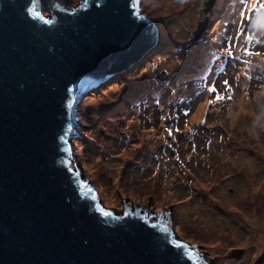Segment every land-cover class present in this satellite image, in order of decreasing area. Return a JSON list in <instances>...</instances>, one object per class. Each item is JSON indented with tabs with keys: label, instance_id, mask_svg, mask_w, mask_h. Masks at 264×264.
<instances>
[{
	"label": "water",
	"instance_id": "water-1",
	"mask_svg": "<svg viewBox=\"0 0 264 264\" xmlns=\"http://www.w3.org/2000/svg\"><path fill=\"white\" fill-rule=\"evenodd\" d=\"M53 1L43 19L29 0H0V264H199L173 243L194 245L167 209L139 198L100 202L116 214L124 205L138 207L136 215L152 221L158 211L170 214L174 240L170 226L165 231L133 214L106 217L80 183L81 170L80 177L65 162L69 125L76 122L70 98L93 84L78 95L80 114L88 95L158 41L143 0L141 12L139 0ZM201 32L199 25L196 39ZM77 122L70 141L80 169ZM193 251L212 264L196 245ZM237 264H264V235Z\"/></svg>",
	"mask_w": 264,
	"mask_h": 264
},
{
	"label": "rangeland",
	"instance_id": "rangeland-1",
	"mask_svg": "<svg viewBox=\"0 0 264 264\" xmlns=\"http://www.w3.org/2000/svg\"><path fill=\"white\" fill-rule=\"evenodd\" d=\"M189 3L195 5H192L191 23L188 20L193 7ZM143 5L146 15L159 29L158 50L181 49L184 54L164 58L156 57L153 52L150 57L143 54L142 60L123 72L125 75L122 73L119 79L111 80L84 99L80 114L85 113L87 119H82L75 141L78 165L83 177L96 187L101 203L139 198L161 206L212 264H237L255 242H250L256 234L254 229L258 230L255 223L241 222L244 213L252 217L260 209L259 215L264 212V160L253 165L258 158H264L260 156L264 154V147H259L261 151L256 148L264 140V122L259 121L264 120V84L261 89H252L250 95L240 93L234 103L226 96L225 101L220 99L215 106L212 95L210 99L206 91H198L196 98L203 93V99L195 109H186L191 112L180 119L185 118L183 130L187 133L183 135L178 132L168 135L159 130L170 110L163 104L159 107L158 103L168 95L174 109L176 101L194 100L190 93L197 88L193 78L202 73V66L206 70L201 78L213 72L207 60L202 65L198 63L194 49L203 47L204 55L212 54L211 43L219 45L224 38L227 21L235 17L241 0H215L212 10L208 11L206 34L199 40H194L193 30L198 29L199 21L203 23L200 8L204 0H143ZM215 35L217 40L213 38ZM257 39L260 43L254 44L252 51L259 53L264 46V29L257 33ZM242 52V47L235 51L237 59L233 61L231 57L227 65L229 73L239 69L237 64H243V69L233 74L230 89H224L226 95L234 92L233 87L245 91L250 85L248 66L253 70L255 64H262L264 54L245 56ZM148 58H154L150 68L144 66ZM136 67H139L137 72ZM185 71L186 75L181 76ZM162 73L165 75L161 76ZM152 97L160 98L149 99ZM209 100L214 102L209 104ZM144 103H148L146 107ZM220 111L225 113L221 117ZM237 121L249 122L248 126L241 125L240 129L246 131L243 135H237L240 131ZM143 131L148 134L144 135ZM158 135L164 139L157 143L153 142L155 138L148 137ZM181 139L186 141L181 143ZM220 140L222 143L217 145ZM175 154L178 155L174 160ZM191 158H196L194 164ZM199 161L210 166L197 170ZM178 164H185L189 169L182 171ZM234 164L238 168L233 169ZM253 179L259 180L253 186L256 193H243L246 183ZM259 219L264 223V215Z\"/></svg>",
	"mask_w": 264,
	"mask_h": 264
},
{
	"label": "snow or ice",
	"instance_id": "snow-or-ice-1",
	"mask_svg": "<svg viewBox=\"0 0 264 264\" xmlns=\"http://www.w3.org/2000/svg\"><path fill=\"white\" fill-rule=\"evenodd\" d=\"M137 0H133L134 5H136ZM255 11L257 13L256 18H255V22L262 28H264V15H261V12L264 11V0H241V9H240V23L239 26L237 28V32H236V36H237V42L239 41V37L244 35V21L245 18H247V20L249 21V31L247 33L246 36V43H247V47L243 48L242 50L244 51L245 55H260V53L258 52H253L252 51V47L254 46V44H258L260 43V41L253 35V32L251 30V24L253 22V17L251 15L252 11ZM34 16L40 17V13H36L33 12ZM140 19H144V17H140ZM46 23H51L50 20L45 21ZM232 47L233 45L231 43H228V46L225 48V55L232 57L233 59H237V57L234 56L233 52H232ZM223 84L225 86L226 91L230 89V86L228 85V81L225 80L223 81ZM206 90L209 93H214L215 94V100H220L223 97L220 96L219 91L216 88L215 82L213 81V83L211 85H205ZM227 98H231L230 96H228ZM214 101L209 100L207 101V103L211 104ZM69 106H71V101L68 102ZM69 129H71V125H69ZM60 139H64V136H61ZM67 151H71V148L69 147L68 149H66ZM77 175H79V173L77 172ZM82 185H84L85 187H87L86 183L84 181L80 182ZM89 191H92V189H89ZM99 207V206H97ZM103 215L104 216H111L112 213L109 211H103ZM167 229H165L166 231ZM173 243L176 245L177 248H184L187 249V256L189 259L192 260H200V256L198 253L194 252L188 245L182 244L180 241L178 240H174Z\"/></svg>",
	"mask_w": 264,
	"mask_h": 264
},
{
	"label": "bare ground",
	"instance_id": "bare-ground-1",
	"mask_svg": "<svg viewBox=\"0 0 264 264\" xmlns=\"http://www.w3.org/2000/svg\"><path fill=\"white\" fill-rule=\"evenodd\" d=\"M189 5H192V4H189ZM192 12V11H191ZM194 18V14L193 13H190V15H189V23H191V21H192V19ZM217 52V48L214 50V53H216ZM175 53V51H172V54H174ZM141 57H143V56H141ZM139 58L137 61H139L140 59L142 60V58ZM147 57H149V56H147ZM146 56H144V58H147ZM211 57H212V54L211 55H209V54H205L203 57H202V59L200 60V61H202V60H208V59H211ZM136 61V62H137ZM148 61H150V62H152L153 63V59L152 58H148ZM135 62V63H136ZM134 63V64H135ZM186 73H187V71H185L184 73H182L181 74V76H184V75H186ZM124 74V73H123ZM186 95V94H185ZM184 95V96H185ZM242 104L240 103L239 104V106H241ZM247 122L246 121H237L236 122V124L238 125V128L240 129L241 128V125H244V124H246ZM244 132H246V131H243V130H241L240 129V131L237 133V135H243V133ZM144 135H147L148 134V131H143L142 132ZM148 137H150V138H152L153 136H148ZM153 138H155L156 139V143H157V141L159 140V139H163V137L162 136H154ZM261 141V140H260ZM235 144H237V143H235ZM260 146H262V147H264V140H263V143H259L258 144V146H256V148H257V150L258 151H261L262 149L261 148H259ZM259 148V149H258ZM260 156H264V154H260ZM258 161L255 163V164H253V165H256L258 162H259V164H262L263 162L261 161V160H264V158H262V157H260V158H258L257 159ZM246 164V163H245ZM264 164V163H263ZM244 165V164H243ZM242 165V166H243ZM255 167V169H257V167L256 166H252V168H254ZM236 168H238V165L237 164H234V166H233V169H236ZM258 182L259 180L258 179H253V180H251V181H248L247 183H246V185H245V187H244V189H243V193H245V194H253V193H256V190L254 189V182ZM264 190V189H263ZM261 211V209L259 210V212ZM259 212L257 213V212H255L254 214H253V216L251 217L249 214H246V213H244V215H243V220H241V222H243V223H245L246 221H248L250 224H254L255 223V225H258V230H256V229H254V232L256 233V234H254V235H252L251 236V239H250V242H253V241H256L260 236H262V235H264V230H262V229H264V223H262V221L260 222V219H259V216H263L264 215V212L262 213V215H259ZM235 224V223H234ZM218 227H219V225H218ZM221 263V262H220Z\"/></svg>",
	"mask_w": 264,
	"mask_h": 264
},
{
	"label": "trees",
	"instance_id": "trees-1",
	"mask_svg": "<svg viewBox=\"0 0 264 264\" xmlns=\"http://www.w3.org/2000/svg\"><path fill=\"white\" fill-rule=\"evenodd\" d=\"M205 2H207V0H204V6H202L201 8H200V12H203L205 9H206V4H205ZM189 4H191V3H189ZM193 6H195L194 4H192ZM191 5V6H192ZM192 6V7H193ZM191 10H192V12L191 13H193V10H194V7L193 8H191ZM173 49V48H172ZM171 49V50H172ZM175 51V53L174 54H176L177 55V57L178 56H182L184 53H183V51L180 49V50H174ZM158 57H161V56H163V57H165V55H163V53H165L167 56L170 54V56H174V55H172V51H168V50H158ZM175 57V56H174ZM150 66H151V62H149L148 64H147V68H150ZM136 72H137V69H136ZM125 75V74H124ZM125 79V78H124ZM120 81H126V80H120ZM121 82V83H122ZM241 92L239 91V90H237V95H239ZM84 117V119L86 118L87 119V116L86 115H83ZM260 121V123L261 122H264V120H259ZM249 125V122H247L246 124H244V126H248ZM222 135L224 134V133H221ZM219 138V137H218ZM222 143V140H220L218 143H217V145H220ZM216 145V146H217ZM86 151H88V150H86ZM89 152V151H88ZM204 165H207V166H210V164L209 163H207V162H205V161H199V165L197 166L198 167V169L197 170H201L202 169V167L204 166Z\"/></svg>",
	"mask_w": 264,
	"mask_h": 264
},
{
	"label": "flooded vegetation",
	"instance_id": "flooded-vegetation-1",
	"mask_svg": "<svg viewBox=\"0 0 264 264\" xmlns=\"http://www.w3.org/2000/svg\"><path fill=\"white\" fill-rule=\"evenodd\" d=\"M31 1V4L34 8H39V4H40V0H30ZM56 0H54L53 2H55ZM49 2L52 3L51 0H44L42 3H41V6H40V9H46L49 7ZM58 4V3H56Z\"/></svg>",
	"mask_w": 264,
	"mask_h": 264
}]
</instances>
